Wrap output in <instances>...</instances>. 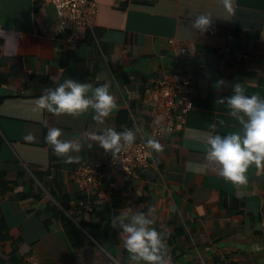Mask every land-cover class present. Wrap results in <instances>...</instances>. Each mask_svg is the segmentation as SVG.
<instances>
[{"label": "crops", "instance_id": "crops-1", "mask_svg": "<svg viewBox=\"0 0 264 264\" xmlns=\"http://www.w3.org/2000/svg\"><path fill=\"white\" fill-rule=\"evenodd\" d=\"M96 1L100 11L94 32L70 44L57 37L54 5L0 0V33L15 34L18 42L10 54L0 37V75L7 76L0 84V172L15 179L27 171L41 186L39 198L18 199V192L26 189L21 180L0 195L10 234L0 241V257L6 259L15 250L18 258L26 260L33 253L42 264H131L121 231L118 243L110 247L102 242V229L94 226L92 235L85 230L89 243L76 247L69 242L56 212L46 209L49 203L60 205L36 177L48 171L44 182L64 199L67 196L71 212L80 197L89 194L98 210L110 194L122 201L119 214L151 209L154 226L166 234L171 264H264V168L251 166L247 183L239 186L212 164L189 171L186 162L202 164L205 148L186 139L184 131L239 130L240 121L221 103L236 82L247 94L264 96V0H234L236 11L229 18L222 17L221 0ZM204 10L218 15L207 31L185 27L192 15ZM173 39L189 43L191 56L175 55ZM164 71L192 79L193 108L185 125L159 140L162 150L151 149L149 163L134 175L102 167L100 193L88 194L75 178L76 168L111 154L94 135L104 126H139L149 133L155 86ZM70 78L93 88L109 84L117 107L103 123L92 109L79 115L32 111L44 88ZM220 79L225 84L218 89L215 83ZM45 121L82 145L78 153H71L77 158L65 159L60 168L50 165L53 149L45 140ZM211 124L216 128L210 129ZM28 135L33 139L27 140ZM41 211L54 221L47 224ZM81 211L75 213H83L89 224L97 221L90 211ZM22 245H27L26 251H21Z\"/></svg>", "mask_w": 264, "mask_h": 264}, {"label": "clouds", "instance_id": "clouds-1", "mask_svg": "<svg viewBox=\"0 0 264 264\" xmlns=\"http://www.w3.org/2000/svg\"><path fill=\"white\" fill-rule=\"evenodd\" d=\"M224 15L229 18L235 14L234 0H221ZM185 27L196 32L207 31L212 23V18L218 16L212 11L204 10L195 15ZM5 40L8 51L13 54L18 48L15 34L0 33ZM225 84L223 79L216 81L215 87L220 88ZM91 90V92H90ZM90 93V94H89ZM221 103H226L231 114L238 118L241 128L235 131L220 133L218 131H201L186 128L185 137L197 140L204 145V162L194 164L186 162L189 171L202 170L207 164L217 166L218 172L234 185L247 183V172L251 166L257 169L264 168V96L260 94H247L240 82L232 85L230 95L221 97ZM117 107L115 97L110 91L108 83L93 86L88 82H81L76 78L66 79L54 87L43 89L34 101L32 111H47L55 115H79L92 109L104 122ZM160 118H157L159 123ZM47 127L46 142L58 156H63L72 161L77 157L71 153H78L82 147L75 139H67L64 130L59 126ZM210 129L216 125L211 124ZM145 142L155 151L162 150L159 140L139 126L124 130H117L113 126L102 127L94 139L105 150L117 156L126 146L132 145L137 138ZM27 140L33 137L28 135ZM152 210L123 211L114 216L111 224L122 232V244L128 251L131 264H171V256L166 244V234L155 227L151 215ZM27 245L21 246V251H26Z\"/></svg>", "mask_w": 264, "mask_h": 264}, {"label": "built area", "instance_id": "built-area-1", "mask_svg": "<svg viewBox=\"0 0 264 264\" xmlns=\"http://www.w3.org/2000/svg\"><path fill=\"white\" fill-rule=\"evenodd\" d=\"M55 6L58 21L57 37L66 43L75 44L86 40L89 32H94L100 5L96 0H39ZM36 29V28H35ZM171 48L175 55L188 58L192 48L187 42L172 40ZM190 76L178 71H164L157 80L154 91V107L150 119L149 133L157 140L179 131L186 123L187 115L193 108ZM157 118H160L157 123ZM151 159V148L145 139L126 146L117 156L112 153L105 160L86 161L78 165L74 174L82 190L88 194L101 191L104 166L134 175L140 167L146 166ZM84 197L75 207L79 210L92 211L95 203L92 195ZM26 264H42L33 253L26 257Z\"/></svg>", "mask_w": 264, "mask_h": 264}, {"label": "trees", "instance_id": "trees-1", "mask_svg": "<svg viewBox=\"0 0 264 264\" xmlns=\"http://www.w3.org/2000/svg\"><path fill=\"white\" fill-rule=\"evenodd\" d=\"M35 78L34 75H32ZM7 81V76L0 75V84L5 83ZM43 83H47L43 80ZM66 158L63 156H58L54 151L51 152V162L50 165L56 168H60L62 166V162ZM48 171H41L37 173V180L43 185L48 192L53 196L59 206L56 203H49L46 206V209H51L56 212V218L60 220L62 223L63 229L67 235L69 242L76 246L80 247L85 243H89L90 239L87 236L85 230H87L91 235L93 233V226L99 229H102L103 233V244H107L108 247L115 245L120 240L118 228H114L111 224V220L114 216L118 215V207L122 206V201L118 195L110 194V200L105 203L103 209L98 210L94 209L89 213L96 217L97 221L89 224L84 219L83 213H75L72 211V206L69 205L68 199L64 196H60L57 194L56 190L48 183L44 182L43 176L47 174ZM21 180L26 189L18 192V199H25L29 197H41L39 190L41 189L40 184L36 181V179L27 171L20 172L15 179H7L6 173L0 172V195H4L7 191L13 190L17 185L18 181ZM119 197V198H118ZM84 198L80 197L79 201ZM234 201L231 200V204ZM111 203H114L112 206ZM84 211V210H82ZM81 211V212H82ZM39 216L47 223H51L54 221V217H46L44 211L39 212ZM10 238L9 228L5 221V217L1 210L0 206V241L6 240ZM6 261L11 262L12 264H26L25 259L18 258L15 254V250L13 253L9 254L7 258L0 257V264H5Z\"/></svg>", "mask_w": 264, "mask_h": 264}]
</instances>
